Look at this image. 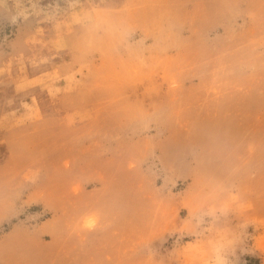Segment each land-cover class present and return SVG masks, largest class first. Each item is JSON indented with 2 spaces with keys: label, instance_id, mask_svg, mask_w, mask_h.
Returning <instances> with one entry per match:
<instances>
[{
  "label": "rangeland",
  "instance_id": "1",
  "mask_svg": "<svg viewBox=\"0 0 264 264\" xmlns=\"http://www.w3.org/2000/svg\"><path fill=\"white\" fill-rule=\"evenodd\" d=\"M0 264H264V0H0Z\"/></svg>",
  "mask_w": 264,
  "mask_h": 264
}]
</instances>
